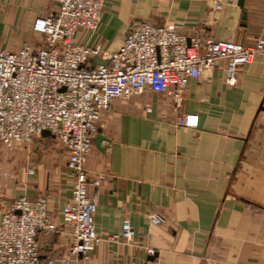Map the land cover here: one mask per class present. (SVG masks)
Segmentation results:
<instances>
[{"label":"crops","instance_id":"obj_1","mask_svg":"<svg viewBox=\"0 0 264 264\" xmlns=\"http://www.w3.org/2000/svg\"><path fill=\"white\" fill-rule=\"evenodd\" d=\"M55 8L50 0H0V47L41 44L33 22ZM135 19L249 45L264 37V0H244L242 8L238 0H103L96 30H78L75 41L116 50ZM96 62L102 59L89 61ZM225 66L217 59L189 80L178 104L144 90L101 112L97 131L108 140L102 150L92 143L85 164L91 177L105 175L94 213L100 242L79 264H264V51L238 67L233 86L224 81ZM188 114L195 126L180 122ZM73 180L53 136L30 147L0 143V219L20 195L46 197L55 217L56 231L37 232L40 264H62L70 229L60 210ZM151 211L164 222L152 225ZM124 218L134 230L129 243L111 239Z\"/></svg>","mask_w":264,"mask_h":264},{"label":"built area","instance_id":"obj_2","mask_svg":"<svg viewBox=\"0 0 264 264\" xmlns=\"http://www.w3.org/2000/svg\"><path fill=\"white\" fill-rule=\"evenodd\" d=\"M50 1L56 8L32 25L41 44L26 43L17 51L0 47V143L22 142L30 147L48 130L64 148L74 180L70 199L60 210L70 229L60 262L79 264L100 242L94 213L105 175L91 177L85 164L101 112L113 99H127L144 90L165 93L178 104L189 80L210 70L217 59L226 60L224 81L233 86L238 67L264 51V37L244 45L187 36L172 25L135 19L119 48L104 51L75 41L78 30H96L103 0ZM92 57L102 62L90 64ZM180 122L195 126L197 117L188 114ZM148 220L159 225L165 218L151 211ZM56 230L46 197H16L0 219V264H40L37 232ZM133 235L130 220L124 218L120 233L111 239L129 243ZM146 252L154 254V249L148 247Z\"/></svg>","mask_w":264,"mask_h":264},{"label":"water","instance_id":"obj_3","mask_svg":"<svg viewBox=\"0 0 264 264\" xmlns=\"http://www.w3.org/2000/svg\"><path fill=\"white\" fill-rule=\"evenodd\" d=\"M243 1H244V0H238V5H239L241 8L243 7ZM245 17H246V13H245L244 10H242V12H241V18H242V19H245ZM41 135H42V136H47V135H50V132H49L48 130H43V131L41 132ZM92 140H93L94 144H95L100 150H102L103 147H101L100 144H101V142H102L103 140H108V138H107L106 136L102 135L101 132L98 130L97 133L93 136Z\"/></svg>","mask_w":264,"mask_h":264},{"label":"rangeland","instance_id":"obj_4","mask_svg":"<svg viewBox=\"0 0 264 264\" xmlns=\"http://www.w3.org/2000/svg\"><path fill=\"white\" fill-rule=\"evenodd\" d=\"M1 35H5L4 30L2 29V27H0V36Z\"/></svg>","mask_w":264,"mask_h":264}]
</instances>
